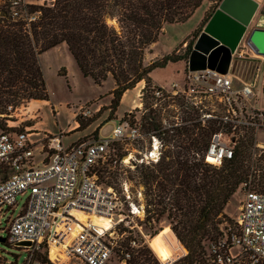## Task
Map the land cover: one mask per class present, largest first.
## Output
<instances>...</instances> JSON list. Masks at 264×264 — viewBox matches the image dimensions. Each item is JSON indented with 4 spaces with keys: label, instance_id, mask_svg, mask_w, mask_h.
I'll use <instances>...</instances> for the list:
<instances>
[{
    "label": "trees",
    "instance_id": "16d2710c",
    "mask_svg": "<svg viewBox=\"0 0 264 264\" xmlns=\"http://www.w3.org/2000/svg\"><path fill=\"white\" fill-rule=\"evenodd\" d=\"M203 1L55 0L50 6H31L30 11L40 13L36 20L26 22L14 17L8 0H4L0 3V130L10 114L8 105L14 108L32 99H50L40 54L63 42L83 76L99 86L112 79L106 106L110 113L116 111L123 93L141 81V99L147 106V100L154 99V90L160 86L152 83L150 72L188 58L193 41L186 44L183 53L172 50L148 63L147 52L166 24L186 21ZM208 1L212 10L200 21L196 36L221 0ZM177 101L186 107L178 124L172 121L164 127L151 108L143 123L147 131L164 141L163 145L170 143L175 150H166L154 163L133 164L147 189L145 220L158 222L162 212L167 211L171 230L187 249L174 263L208 264L210 242L222 236L219 216L238 186L250 176L245 157L254 139L253 130L250 127L239 137L231 158L213 165L204 160V151L218 128L217 120H202L199 108ZM77 121L78 127L87 125ZM225 126V137L233 143L237 129ZM111 146L120 160L124 153L118 143L114 141ZM105 164L99 162L94 171L99 181L111 184V180L104 179ZM138 252L149 262L143 248ZM38 258L47 261L42 254ZM130 262L139 264L134 254Z\"/></svg>",
    "mask_w": 264,
    "mask_h": 264
},
{
    "label": "built area",
    "instance_id": "2783aa9c",
    "mask_svg": "<svg viewBox=\"0 0 264 264\" xmlns=\"http://www.w3.org/2000/svg\"><path fill=\"white\" fill-rule=\"evenodd\" d=\"M54 1L8 0V8L14 17L30 22L40 13V10L30 11L31 6H50ZM241 42L232 54L227 73L209 68L188 70L182 83L172 82L154 90L153 106L161 100H181L184 105L199 108L202 120L214 118L216 126L227 121L237 128L233 143L227 142L222 130L211 134L204 160L213 165H220L224 159L233 156L243 127H264V110L251 101L256 97L255 90L263 72L261 61L256 63L255 60L263 55L254 51L247 40L244 44ZM246 56L250 59L252 72L248 78H240L231 70L233 59L242 60ZM234 82L238 83L237 87ZM205 96L213 97L222 111L216 113L212 109L210 112L204 103ZM7 110L10 112L7 116H10L17 107L8 105ZM87 112L80 111L82 115ZM34 117H39V112H35ZM178 122L175 120L173 124ZM6 127L0 130V236L26 253L21 264H110L109 261L131 264V249L144 245L150 234L139 229L138 237H128L129 247L117 248L115 233L121 223L127 224L128 231L134 228V225H128L127 219L143 218V206H127L128 190L124 187L120 193L111 184L99 182L94 168L104 161L112 142L131 141L141 136L136 124L124 120L116 124L109 135L81 137L66 145L61 141L62 131L31 140L32 127L26 125L23 130H17L9 123ZM37 143L40 144L38 148ZM260 147L264 152V145ZM151 158L154 162L158 159L156 156ZM240 187L243 196L235 217L237 228L233 232H223L219 240L210 242L208 264H264V189L252 186L250 179L242 182ZM17 195L25 196V199L14 214L19 203ZM92 215L108 218L110 226L104 228L95 223ZM21 241L30 244H19ZM39 254L46 256L47 261L42 262ZM170 259L159 261L160 264H172L177 260ZM6 262L0 257V264Z\"/></svg>",
    "mask_w": 264,
    "mask_h": 264
},
{
    "label": "rangeland",
    "instance_id": "374dc122",
    "mask_svg": "<svg viewBox=\"0 0 264 264\" xmlns=\"http://www.w3.org/2000/svg\"><path fill=\"white\" fill-rule=\"evenodd\" d=\"M3 2L4 0H0V3ZM211 10L212 9L210 7L207 11H205V15L203 17L207 16L211 12ZM203 11L204 4L198 7L186 21L166 24L157 41L152 44L151 50L147 52L145 56V62L148 63L167 52H171L172 50L183 53L186 44L190 41H193L194 43L197 38L196 32H198V27L200 19L203 15ZM261 15L264 16V5H259L255 15L253 16V19L251 20L248 30L241 40L242 44H244V41L247 39V36L252 28L261 27L258 24ZM59 52V49L57 51L46 52L42 54L40 58V63L43 66L42 69H44V77L51 98L52 116L49 114L48 127L50 130L55 131L54 133H58L62 128H59L58 130V127L55 124L58 122H62V133L67 134L68 131L72 130L70 129V127L75 124V122L78 123L77 120H79L83 123V125L91 124L89 126V132L82 137L95 138L99 135H109L112 128L116 124L120 123L124 118L131 125L136 124V126L139 128L141 136L131 141H116L118 143V146L120 147V152L124 153L120 160H118L117 156L113 154L114 150L112 146L110 147L108 153L104 158V161H106L105 166L107 168V171L104 172L103 175L104 179L108 178L112 181L111 185L120 193L124 191V187L128 190L130 197L125 199V204L127 206L130 204H136L137 206L142 204L144 209L143 218L141 217L142 219L137 216H133L132 218L129 217L127 219V221H129L128 225H134V228L130 229V231H128L127 224L121 223L120 226H118L119 228L115 233L116 247H129L128 237H138L140 235V229L144 233L150 234V237L147 241L144 242V245L139 246V248L131 249L136 260H138L139 264H160L158 257L149 246V239L151 237L154 239H160V236L164 232L170 231L173 233V231L171 230L170 223L166 217L167 211L162 212L160 220L158 222H147L145 220V193L147 189L143 185V180L139 176V173L133 163H143L144 165L151 162L154 163L151 157L156 156L159 158V156L166 150H175V147L170 145V143H166V145H163V140H161L160 138L157 139V137H155V134H151V132L147 131L143 123L144 115H146L149 109L151 108L153 112L158 115V118H161L162 124L165 125L164 127H167L170 125V123H172V121H180L181 116L183 115V111L186 107L179 104L177 100L169 102L161 100L160 103H158L156 106H153L152 102L154 101V99L152 100L151 98L147 100L146 106L144 100L141 99L142 95L140 87L142 83L140 82L127 92L124 99L120 100L116 111L114 113H110V110L106 108V106L109 104V101H106L105 98H102L104 95H100L97 97L94 96L99 95L103 89H107L108 87L113 86L112 79L108 78L104 82V85L98 87L89 77L83 76L76 66V68H74L76 72H74L73 70L70 71L69 65L65 61L64 56ZM258 59L259 60H254L256 63H259V61H261L263 65V72L257 83L258 89L255 90L256 97L251 101L257 108L264 110V92L262 90V85L264 84V56H261ZM59 62L64 64L66 67L57 69ZM66 69H68V72L63 74L64 70ZM231 70L240 78H248L252 72L250 59H248L247 56L242 58V60H239L235 57L233 59ZM187 73L188 69L186 58L184 60H181V62L168 63L165 67L153 69L150 72V78L152 79V81L161 84L160 86H169L172 82L182 83L183 77ZM236 82L233 83L234 87L238 86V83ZM131 97L132 101L129 105L128 99L130 98L131 100ZM34 102L35 101L33 100H29L28 102L17 106V110L14 113L12 112L11 115L8 116L6 121H3L5 123V128H7L6 123H9L11 127L17 130H23L26 125H29L31 123L34 124V122L37 121L40 117V114L39 117H34V113L39 112L40 109L38 108L36 110L34 108L35 110L31 112H28L25 109L28 104L32 105ZM105 102L107 104H105ZM204 103L207 104V109L210 110V112H212V109H215L214 111L216 113H220L222 111L220 107H217L216 101L213 97L211 98L209 96H205ZM47 110L48 108H46V111ZM80 111L88 112L86 115H82ZM109 117L111 118L109 119ZM84 127L85 126H81L80 128ZM100 127L102 128L99 132ZM249 129L251 128L243 127L240 136L244 135V133ZM252 130L254 139L251 142L248 148L247 156L245 157V163L249 165L250 172V176L248 179H250L252 186L259 189H264V152H261L262 148L260 147V143L264 145V127L258 129L252 128ZM237 139H239V137ZM63 141L67 142V139L64 138ZM155 142L157 143L158 149L156 150V154H152L150 150L153 149V145ZM36 158H38V156ZM141 159L143 160L140 161ZM108 172H111V174H109ZM242 196V188L239 185L236 191L232 194V196L225 204L222 212L223 215L219 216V220L221 221L219 227L222 231V235L223 232H233L236 230L237 227L235 225V217L238 215L239 204ZM16 199L19 203L14 211V214L18 212L19 207L22 205L25 199V196L17 195ZM3 224L4 220H2V225ZM123 230H125V232H123ZM206 241L204 242L205 253L207 244ZM161 244L162 243L159 242V245ZM178 244H180L185 249V252H183L180 246L176 251H171V261L180 258V256L183 257L182 255L187 253V249L180 241ZM141 248L145 250L146 256L149 258V262L145 261L144 255H140V253L138 252ZM0 257H4L6 259L7 262L5 264H9L8 262L10 261L13 262V264H21L26 257V253L22 251L18 246L8 243L7 241H0ZM109 263L113 264V261H109ZM172 264L176 263L173 262Z\"/></svg>",
    "mask_w": 264,
    "mask_h": 264
},
{
    "label": "water",
    "instance_id": "95a60500",
    "mask_svg": "<svg viewBox=\"0 0 264 264\" xmlns=\"http://www.w3.org/2000/svg\"><path fill=\"white\" fill-rule=\"evenodd\" d=\"M259 7L257 0H221L198 34L187 58V69L198 71L209 68L227 73L232 54L244 37ZM247 42L254 51L264 56V27L252 28ZM0 241L5 238L0 236ZM19 244H30L21 241Z\"/></svg>",
    "mask_w": 264,
    "mask_h": 264
},
{
    "label": "crops",
    "instance_id": "0c3cea01",
    "mask_svg": "<svg viewBox=\"0 0 264 264\" xmlns=\"http://www.w3.org/2000/svg\"><path fill=\"white\" fill-rule=\"evenodd\" d=\"M257 1L259 2V5H264V0H257ZM202 4H204V11H203V15H202L201 19L205 15V11H207L210 8V6H211V3L208 0H206V2L204 0ZM201 19H200V21H201ZM258 24H259V26L264 27V16L263 15L260 16L259 21H258ZM58 49L60 51L59 53H61V55L64 56L65 61L68 63L69 68H70V71L73 70L74 72H76V70L74 68L77 67V64H76L74 58L72 57V55L70 54V52L68 51L67 45L64 42L63 43H60V44H58L56 46H53L50 49L44 51L43 53L40 54V58H41L42 54H44L46 52H50V51H57ZM178 62H181V61H178ZM41 66H42V64H41ZM61 67H64L65 68L66 66L64 64H62L61 62H59L57 69H60ZM42 68H43V66H42ZM65 72H68V69H66ZM141 83H142V85H141L140 88L143 87L144 81H141ZM153 83L154 84H157V85H161V84H158V83H156L154 81H153ZM102 85H104V83ZM102 85H100V86H102ZM97 86L100 87L99 85H97ZM111 88H112V86L111 87H108L107 89H103L99 95H95L94 97H97V96H100V95H104L102 98H105L106 101H109L110 100V94H108V91ZM130 90H127V91H125L123 93V95L121 97V100L126 97L127 92L130 91ZM33 101H35L32 104V105H34L35 109L36 110L38 108L40 109L39 110L40 117L38 118L37 121L34 122V124L31 123V124L27 125L28 127H32L34 129V131H31L29 133L30 139L31 140H35V139L42 138L44 136V134H46V133H52V134H54L55 131L50 130L49 127H48L49 126V122H48L49 114L52 116V112H51V98L49 100L34 99ZM131 101H132V97H131V100H130V98L128 99V104L129 105L131 104ZM105 104H107V103L105 102ZM46 108H48L47 111H46ZM57 114H58V110H57ZM55 125L58 127V130H59V128H62L63 129L62 122H60V123L58 122ZM77 125H79V123L75 122V124H73L70 127V129H72L71 131H68L67 134H62L61 141L65 145L68 144V143H70V142H72V141H75V140L81 138L84 135H86L89 132L88 131L89 130V126L91 124L85 126L84 128H80ZM101 128L102 127H100L99 132L101 131ZM62 129H60L59 131H63ZM70 129H67V130H70ZM90 130H92V129H90ZM99 136H102V135H99ZM64 138L67 139V142H64L63 141ZM36 146H37L36 148H38L40 146V144L37 143Z\"/></svg>",
    "mask_w": 264,
    "mask_h": 264
},
{
    "label": "bare ground",
    "instance_id": "6f19581e",
    "mask_svg": "<svg viewBox=\"0 0 264 264\" xmlns=\"http://www.w3.org/2000/svg\"><path fill=\"white\" fill-rule=\"evenodd\" d=\"M34 105H27L26 106V111L31 112L34 109ZM230 125L227 121H221L218 124V128L216 129V131H221L223 133H225L226 131V126L225 125ZM231 126V125H230ZM231 129L234 131L235 129H237L235 126H231ZM225 136V134H224ZM225 139L227 140V138L225 137ZM228 143H231L227 140ZM261 145H263L262 143H260ZM156 147H157V143H154L153 149L151 151L152 154H156ZM77 215H79L80 217H84L81 213H77ZM91 219L95 221V223L97 224H101L104 228H108L110 226V221L108 218L106 217H98V216H91ZM159 242L162 243L161 245H159ZM178 239L175 238V234H173L170 231L164 232L161 236L160 239H154V238H150L149 239V246L152 249V251L155 253V255L162 261H166L171 257V251H176L178 249Z\"/></svg>",
    "mask_w": 264,
    "mask_h": 264
}]
</instances>
